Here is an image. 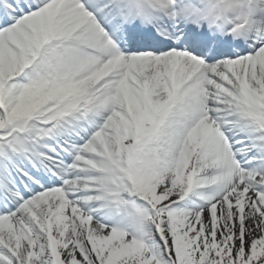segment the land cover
Here are the masks:
<instances>
[{"label":"snow or ice","instance_id":"1","mask_svg":"<svg viewBox=\"0 0 264 264\" xmlns=\"http://www.w3.org/2000/svg\"><path fill=\"white\" fill-rule=\"evenodd\" d=\"M0 264H264V0H0Z\"/></svg>","mask_w":264,"mask_h":264}]
</instances>
